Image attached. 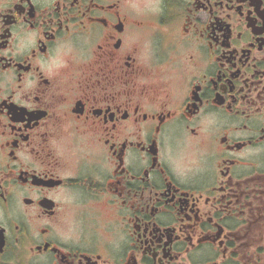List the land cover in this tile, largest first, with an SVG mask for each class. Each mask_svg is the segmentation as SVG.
<instances>
[{
	"label": "flooded vegetation",
	"instance_id": "obj_1",
	"mask_svg": "<svg viewBox=\"0 0 264 264\" xmlns=\"http://www.w3.org/2000/svg\"><path fill=\"white\" fill-rule=\"evenodd\" d=\"M0 264H264V0H0Z\"/></svg>",
	"mask_w": 264,
	"mask_h": 264
}]
</instances>
